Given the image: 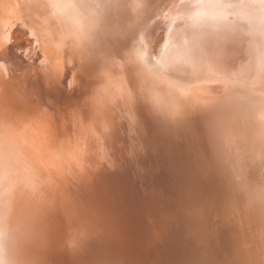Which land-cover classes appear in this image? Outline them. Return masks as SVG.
<instances>
[{"label": "bare ground", "instance_id": "bare-ground-1", "mask_svg": "<svg viewBox=\"0 0 264 264\" xmlns=\"http://www.w3.org/2000/svg\"><path fill=\"white\" fill-rule=\"evenodd\" d=\"M86 1L0 0V23L2 17L10 20L26 13V22L33 19L44 29L45 52L53 58L41 65L45 70L36 82H18L11 58L7 67L9 47L0 40V107L5 108L0 113V141L23 134L13 118L29 111L40 116L47 138L49 131L75 127L68 168L72 198L64 201V210L61 207L69 257L87 264H264V183L259 189L250 186L253 173L264 175V0H141L144 5L134 4L130 12L134 25L119 16L124 0ZM97 24L119 35V58L96 45L92 30ZM58 67H70L74 81L67 76L62 82L76 84L78 96L76 91L57 92L53 80ZM212 84H218V91ZM98 106L102 112L97 128ZM180 136L190 141L183 160L173 150L176 145L183 149ZM80 145L86 150L89 173L79 159ZM257 153L262 156L255 162L262 169L259 174L252 164ZM124 164L126 171L121 169ZM244 168L253 181L247 187L249 178L243 173L242 191L261 189L262 199L254 191V199L262 200L258 204L245 199L253 190L248 196L236 194H241V186H233L234 176ZM130 174L142 179L141 188L129 182ZM217 176H228L229 181L225 178L222 185ZM7 184L3 187L9 188ZM91 192L99 204L89 202ZM234 208L239 217L233 228L228 218ZM164 212L187 215L179 226L169 223L166 238L158 218ZM12 224L11 235L8 230L2 234L0 255L7 264H29L31 250L25 259L24 242L21 245L13 231L18 221ZM193 237L202 240L201 247L196 248ZM241 251H248L245 260Z\"/></svg>", "mask_w": 264, "mask_h": 264}, {"label": "rangeland", "instance_id": "rangeland-1", "mask_svg": "<svg viewBox=\"0 0 264 264\" xmlns=\"http://www.w3.org/2000/svg\"><path fill=\"white\" fill-rule=\"evenodd\" d=\"M90 1H92V0H88V1H86V3H90ZM139 2L142 3L143 1H141V0H124V2L122 4L123 8L119 9L120 12H118V13H120L119 16H121L122 19L126 22V25H128V24L134 25L136 23V21L134 22V20L132 19L133 17H130L131 16L130 12L131 13L133 12V10L135 9L134 6L138 5ZM141 5L143 6L144 2ZM95 6H93V7H95ZM96 9L99 12H101L100 7H97ZM19 15L15 19L13 18L14 20L10 19L13 21L6 20V18L2 17V19H1L2 23H0V30H1L0 37H2L3 40L2 39H0V40H1L2 45L5 44V45H8V47H9L8 55H7V59H8L7 60V65H8L7 67L9 68V65L11 64V61H12L13 65L16 67L15 73H16L17 77L15 80L18 82L19 81L23 82L24 84L31 83V82L33 83V82H36L37 78L40 76V72L45 70L43 67H41V65L46 66L47 61H51V59H53V58L48 53L45 52L46 51L45 47L47 46V44H46V41H44L45 40V37H44L45 32L42 31V30H44L42 28V26L40 27V25H39V28H38L37 25L39 23L34 21L33 19H30V18H28L27 22H26V19H25V17L27 16L26 13H22ZM3 19H5V20H3ZM24 19H25V22H24ZM95 22H97V21H95ZM23 23H25V26ZM93 23H94V21H93ZM87 27L90 28V25H87ZM125 27H127V26H125ZM125 27L123 26L122 28H125ZM31 28H33V29H31ZM91 28H94V27L91 26ZM119 28H120V26H119ZM40 29L43 32V33L41 32L43 35H41V33L39 32ZM92 32L94 34H96L97 38H98L97 40L95 39L96 45L102 47V49L106 48L116 58L117 57L119 58L120 54L122 55L123 47L122 46H116L117 45L116 43L120 42V38H119V35L116 33L115 29H113V30L112 29H106L105 30L99 24H97L96 28H94V30H92ZM37 33L40 35H37ZM40 36H42L43 38ZM24 37L27 38L28 40L26 39L27 41H25V39H22ZM37 37H40V38H37ZM21 39L24 42H22ZM22 44H24V45H22ZM17 46L19 48H17ZM20 46H21V48H20ZM40 48L42 51L40 50ZM27 56H28V59H27ZM9 58H11L10 62H9ZM44 62H46V63H44ZM21 64H24V65H21ZM69 68L70 67H66L64 70L61 67L56 68L55 69V70H57L56 74H55V70H54L55 76L53 75L54 76L53 84H55L54 86L56 87L57 92L66 91L72 95H74L76 93L75 95L78 96L80 90L76 84L74 85L70 82L71 84L67 83L68 85H66V84L64 85V82H62V79L65 77L67 79H69L67 76H69V77L72 76V77H70V81H74V76L71 74V72H70L71 69H69ZM52 74H53V71H52ZM55 77L58 80V84L56 82ZM67 79H65V80L67 81ZM212 86L213 87L215 86L214 90L218 91V89H219L218 84H215V85L212 84ZM212 86H209L210 88L207 86L206 89L207 90H210L211 88L213 89ZM2 105H3V102H2ZM101 107H102V105H101ZM1 108H3V110ZM97 108L95 109L94 116L98 122V124H96V127L98 128L101 126L100 125L101 119H100L99 115L102 112V110L99 106ZM4 111H5V108L3 106L0 107V113L2 114ZM69 113L71 114V112H69ZM12 116L13 115H11L9 117V118H11L10 121L12 122L13 119H15V122H17L20 127H23L22 129H24L25 131L23 132L22 135L15 134V138H17V139H11V137L8 138L9 136L6 135V136L2 137V139L0 141V156H1V153L3 156V157H0V160L2 162V163L0 162V167H1V169H0V181L1 180L3 181L6 179V181H3L4 183L0 182V187H1L0 188V232H1L0 233V239H1L0 242L2 241L1 244L3 243V239H4V237H2V234H4L5 232L7 233V230H8V237H9V235H11V233H12V229H8V228H9V226H10V228L11 227L13 228L14 224H12V223H15V221L17 220L18 221V224L16 225L17 227H15L13 231H15L18 234V236L20 238V242H21L20 244L22 245L23 244L22 242H24V244L22 246L24 247L23 250L25 251L24 252V258L25 259L27 258V256L29 255V252L31 250V257L29 258V262H28L29 264H87V262H85L86 260L82 261L81 259L80 260L75 259V261L77 260L75 262L72 260L71 256L69 257V255L70 254L72 255V253L70 251H68L69 249H68V243H67V237H66L65 218H64V211H63L64 205H66V202H64V201H70V199L72 198V193L69 189V187H70L69 185L71 184V182H73V180H72L71 175H69V173H68V168L70 167V163L72 162V159L74 156L72 149H70L71 148L70 144H71V140H73L74 135H75V127L72 126V127H70V129L67 128L66 130L62 131V133H60L58 131H55V132L49 131V134H48L49 138H47L42 133V120L37 113H35L33 111H29L28 115H27V113L14 115L13 119H12ZM38 119H40V120H38ZM30 123H31V125H30ZM27 132H28V134H27ZM186 132H187V135L189 136V131H186ZM13 134H14V132H13ZM57 136H59L58 140L56 139ZM188 136H186V138H183L182 136H180L181 138L177 137V138H179L180 143L183 142V144H182L183 149H180V148L178 149L177 145L174 146V149H173V150H175L176 153L179 151L177 153V155L178 156L180 155L179 157H181L182 160L184 157V153H183L184 151L183 150L187 151V149H189L190 141L187 140V139H189ZM261 137H262L261 140L264 141L263 140L264 137L263 136H261ZM182 138L184 139V141H181V140H183ZM12 140H14V141H12ZM260 142L261 141H259V143ZM7 144H9V145H7ZM63 144H65V146ZM262 144H263V147H262ZM260 145L264 149V142H262ZM8 146H9V149H7ZM80 146H81L80 148H77V151L79 153V159H80V162L83 164L82 167L84 168V170H86L89 173L90 171H92V169L90 168V164L88 163V158L86 157L87 156L86 152H85L86 150H85L84 146H82V145H80ZM255 146H257V145H255ZM4 148H6V150ZM263 149L261 151L264 153ZM259 155H261V154L259 153ZM5 156H6V158H4ZM261 157L262 156L259 157L258 153H257L254 156V158H256L255 159L256 161L254 160L253 163L252 162H250V163L258 166L257 163H255V162H257L258 159L260 160ZM263 159H264V154H263ZM263 159H261V160L263 161ZM250 160L251 159H249V161ZM3 161H4V164H5V161H6V164L8 163L7 166L3 165ZM251 161H253V160H251ZM262 161L260 162L261 164L258 161V164H260L261 168L264 167L262 165V164H264ZM46 163H47V165H46ZM245 163H247V162H245ZM252 164H251V166H252L251 168L253 169V167H254L255 169H257L256 166H254ZM245 166H246V164H245ZM4 167H5V169L3 171L2 169ZM260 167H259V170L257 169V170H255V172L256 171H257V173L261 172L260 170H262V169ZM48 168L50 170L51 169L52 170L50 171ZM245 168H246V170L248 169L247 167H245ZM245 168L243 170L244 172L243 171H242V173L240 172V174H239L240 176L239 175L234 176L233 182L235 184H233V186H235L236 189L240 188L238 186H241V188L238 190V191L241 190L240 191L241 194H239L238 192L236 193L237 195H240L241 197H242V194L244 196H246V195L248 196V194L251 195V190H253L252 191L253 195L248 196L245 199H247L246 201H248V202L250 201L249 202L250 204H252V203L255 204V202H256V204H258L260 201L264 200V199L260 198L264 195V193H263L264 187L261 185V183H264V180H263L264 177H263V179H261L262 176H264V175L260 176L261 178H259V176L258 175L255 176L254 173H253V176H252V173L251 174L248 173L249 176L250 177L252 176L253 180H255V181H253L250 179L247 172H245ZM6 169H7V171H6ZM121 169L126 171V169H127L126 164L122 165ZM242 169H243V167H242ZM111 170L116 171L115 168H111L110 172H111ZM44 171L46 174L44 173ZM3 173L4 174L6 173L8 176H6V174L4 176ZM243 173L246 175V177H245L246 179L249 178V180H246V181H248L247 187H249V183L253 181V183H251L250 186L251 187L253 186L254 189L258 186L259 187L262 186L263 192L262 191L260 192L261 189L259 191H256V190L252 189L253 187L250 189V191L248 188L246 191L245 190L242 191L243 189H246V188H242V186H245L246 181L243 182L244 185L242 183L240 184V180H241L240 178L245 180L243 178L245 176ZM261 174H264V172L262 171ZM47 175H48V177H47ZM242 175H244V176H242ZM9 176H10V178L7 179V177H9ZM55 176H57L58 178ZM257 176H258L259 180L261 179V180H263V182H261V180L259 181L257 179ZM205 177L206 176H202V177H200V179L205 178ZM222 177L223 176H217V180L221 179V180H219V182L221 184L222 183L226 184L227 180L225 178H227L228 176L223 177V179H222ZM254 177H255V179H254ZM129 180H130L129 182L133 181L134 183L137 184L138 188H141L140 182H142V179H140L139 177L138 178L134 177V175L130 174ZM228 181H229V179H228ZM230 181H232V180H230ZM236 181H237V183H236ZM258 181H259V185H258ZM7 182L9 184V188L11 187L10 192L8 191V189H9L8 187H3L5 184H7ZM11 182H12V184H10ZM43 182H45V183H43ZM43 184H45V185H43ZM44 186H45V188H43ZM259 187L257 189H259ZM11 189H13V191ZM236 189H234V190H236ZM57 191H58V193H57ZM59 191H60V193H59ZM254 191L257 195L254 194ZM5 192H7V193H5ZM258 192H259V194H258ZM261 193H263L262 196H260ZM255 195L257 198L259 197V199H262V200H258L257 198L254 199ZM251 198H252V200L253 199L254 200L251 201ZM255 200H257V201H255ZM99 201H100L99 198L93 197V193L91 192L89 195V202H91V204L92 203L99 204L98 203ZM263 202L264 201L260 202V205ZM13 203H15V205ZM249 203H248V205H249ZM15 206H16V208H15ZM84 206H87V205H84ZM61 207L63 208V210ZM7 210H9V211H7ZM178 210H180V209H178ZM178 210L175 209V211H178ZM195 211L197 212L199 210H195ZM234 211H235V213H234ZM236 211H237V208H234L232 211H230L231 215L234 218L237 216L235 218L237 220L234 219L235 222L232 221L233 217H231V215L228 218L229 222L230 221H231V223L233 222L231 224L232 227H233V225H234V227H236L235 225H236V222L238 221L239 211H237V212ZM13 212H15V214ZM148 213H150V212H148ZM12 214H14V215H12ZM148 215L146 214L147 218L149 217V219L154 218V220H155V218H157V217H155L156 215H154V214H148ZM161 215H162V218L164 215V221L167 219L166 217H168V215H169V218L167 219V221L164 222L163 219H161ZM183 216H185L184 212H182V216L180 214L178 216L175 213L174 214L171 213V216H170V213H168V212H164L163 214L161 213L160 217L158 215V218H160V220H162L159 223V227H162V228L164 227L163 229L165 230V233H164L163 232L164 230L162 229V233L164 235L163 237L166 238V234L172 225L179 226L178 223L180 222L179 224H181L182 220H184L187 217V215L185 217H183ZM171 217H174V218H171ZM215 220L216 219L214 217L212 220L214 225L217 222V220L216 221ZM12 221H14V222H12ZM171 221H173V223H171ZM228 221H227V224H228ZM19 223H22L23 226L20 227ZM157 223H158V221H157ZM161 223H162V226L160 225ZM169 223H171L172 225ZM184 224L185 223H182V225H184ZM92 225H94V224L92 223ZM169 225H171V226H169ZM39 227H41V228H39ZM10 231H11V233H9ZM34 234H36L37 236H35ZM34 237L36 239L35 243H37L36 244L37 248L35 245L33 246V244H32V240L34 239ZM40 237H41V239H40ZM157 238H158V236H157ZM30 241H31V243H30ZM192 241H193L194 245L196 246V248H199V246L200 247L202 246V242H201L202 240H200L199 238L195 239L193 237ZM198 242H200V243H198ZM198 244H200V245H198ZM33 247H35L36 249ZM242 250H244V248H242ZM247 252L248 251H244V252L241 251V253H240L241 258L243 257L244 253H246V255H247ZM0 254H2V252H0ZM245 258H247V257H243L244 260H245ZM52 259H55V260H52ZM5 260H6L5 256L0 255V261H1L0 264H7V262ZM246 261L247 260L243 261L242 263L247 264V263H245ZM236 263L242 264L240 261H237Z\"/></svg>", "mask_w": 264, "mask_h": 264}]
</instances>
